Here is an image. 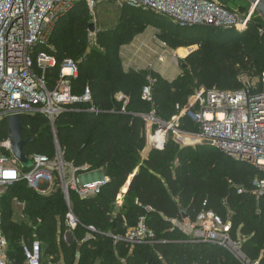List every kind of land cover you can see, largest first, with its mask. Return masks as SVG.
Listing matches in <instances>:
<instances>
[{
	"label": "trees",
	"instance_id": "obj_1",
	"mask_svg": "<svg viewBox=\"0 0 264 264\" xmlns=\"http://www.w3.org/2000/svg\"><path fill=\"white\" fill-rule=\"evenodd\" d=\"M213 1L229 9L224 0ZM243 8L233 9L247 13L251 6L246 3ZM120 9L119 24L98 36L104 42L105 52L94 49L84 54L80 49L90 30L89 10L84 3L73 4L53 25L51 43L57 50L50 54L56 57L57 66L47 74L51 84L64 59L76 63L78 74L72 81L73 94L80 96L88 88L92 105L99 113L88 112V105L74 106L78 111L62 113L54 124L56 139L63 161L77 170V176L102 170L108 181L94 197L79 200L70 193V209L80 223L72 232L65 223L68 209L61 191L42 196L21 183L7 187L1 211L2 233L12 248V252L7 250L9 264L12 258L15 263L24 261L23 246L18 243L22 240L29 244L32 229L40 240L42 264H57L54 258L44 261V256L57 255L58 235L64 264H73L76 243L81 240L84 242L79 247L78 264H121L117 255H124L125 242L113 243L100 235L89 238L85 227L124 236L127 227L135 226L140 218H145L147 227L154 232L156 243L139 244L126 257L125 264H237L219 247L190 243L170 223L182 221L181 213L193 222L202 209L215 213L223 221L230 211L232 239L241 241L247 258L264 264V196L256 200L251 194L253 181L264 178L262 172L214 147L202 144L181 147L171 137L163 150L151 151L147 160L141 162L146 145L143 116L152 110L141 98L146 77L154 81L151 89L155 114L165 122L176 115L175 105L185 107L197 90H238L240 85L235 81L238 70L251 77L264 71V33L258 34L264 20L254 10L247 29L238 33L202 26L179 28L152 13L128 7ZM151 21L164 22L169 31L164 36L166 43L178 48L197 46L181 64L183 75L172 82L153 71L125 72L117 58L119 49L143 30L135 24ZM22 126L23 139L33 138L24 149L26 157L37 153L52 158L53 135L47 120L42 116L25 117ZM179 126L186 132L197 131V126L185 116ZM7 137V123L2 121L0 138ZM130 177L124 206L114 216L117 197ZM14 198L25 203L23 210L30 224L11 222L8 205ZM63 234L66 241L62 240Z\"/></svg>",
	"mask_w": 264,
	"mask_h": 264
},
{
	"label": "built area",
	"instance_id": "obj_2",
	"mask_svg": "<svg viewBox=\"0 0 264 264\" xmlns=\"http://www.w3.org/2000/svg\"><path fill=\"white\" fill-rule=\"evenodd\" d=\"M79 2L84 3L89 11L99 4L112 2L120 7L152 13L179 28L202 26L239 32L247 29L255 10L250 8L249 12L240 13L213 0H0V123H7L12 116L19 115L22 119L42 116L49 124L54 149L52 158L37 153L30 155L31 166L25 170L13 157L8 137L0 138V188L21 183L31 190H38L42 184L51 186L57 178L62 183L68 209L65 223L69 232L80 225L70 209V193L73 192L79 200L94 197L101 193L108 181L104 177L81 182L77 170L63 161L55 135V120L66 111H78L74 106L88 105V112L99 113L92 105L88 88L80 96L73 94L72 81L78 74L73 60L66 58L61 62L57 78L51 84L47 76L57 66L56 57L46 51L50 28ZM258 33H264V26L258 29ZM38 47L45 51L33 55ZM178 63L174 59V64ZM153 83L152 78L147 77V85L141 94L142 100L152 106L150 113L143 116L146 122L145 149L161 151L170 137L181 147L207 141L211 147L264 174V71L256 82L246 81L238 90H198L185 107L175 105L176 115L168 122L159 119L153 109ZM183 116L197 126V131L186 132L180 128ZM158 134H161V142L151 143ZM252 187L251 194L256 200L264 196V178L255 179ZM13 202L20 205L16 198ZM2 218L0 207V264H8V244L2 233ZM230 218V211L227 220L223 221L215 213L202 209L193 222L182 219L170 223L187 236L190 243L219 247L237 264H259L242 252L240 240L232 239ZM85 229L89 238L100 235L113 242L123 241L131 245L156 243L155 234L147 227L145 218H140L135 226L127 227L124 236L101 233L91 226ZM23 251L25 264H42L37 240Z\"/></svg>",
	"mask_w": 264,
	"mask_h": 264
},
{
	"label": "rangeland",
	"instance_id": "obj_3",
	"mask_svg": "<svg viewBox=\"0 0 264 264\" xmlns=\"http://www.w3.org/2000/svg\"><path fill=\"white\" fill-rule=\"evenodd\" d=\"M229 9L236 10L240 7L243 8V4L250 3L249 1L245 0V2L241 0H224ZM244 10V8H243ZM89 25L93 26V30H87V34L85 37V40L83 43V47L80 49L82 53L87 54L91 53L92 50H99L100 52H105V46L104 42L99 41L98 36L100 32H103L107 29H113L115 28L119 22L121 17V9L120 6H118L115 3L112 2H105L102 4H99L94 8L93 11H89ZM141 24H135V26L143 28L141 33L137 34L133 40L126 46H122L117 54V58L120 61L122 69L127 72L123 67V62L126 60V57H131L138 49V55L135 58V60L138 62L135 66L137 67H147V69L142 71H153V69L163 68L167 70V77H175V80L179 78L181 75H183V70L181 68V64L185 61V58L197 48V46H191L189 48H178L176 46H172L168 43H166L164 40L165 34L167 35L169 31L165 28V24L163 21H159V23L155 22H149L147 24L140 22ZM53 26V25H52ZM51 26L48 37H47V46L46 51L50 54L52 52H55L57 48L54 44L51 43L52 40V31L53 27ZM165 28V29H164ZM233 31V30H232ZM236 30H234L235 32ZM238 33H242L239 31H236ZM244 32V31H243ZM259 34V33H258ZM260 35V34H259ZM191 42V41H190ZM146 45V46H145ZM192 49V51L190 50ZM45 51L44 48L38 47L33 52V55H36L39 52ZM68 56V55H66ZM93 61H95V58H92ZM176 59L179 63L175 66V64L172 63V60L174 61ZM146 61V63L143 62ZM255 74V73H254ZM262 72L259 76L252 75L254 77H251L250 74H246L244 71L238 70L235 75V81L240 85V88L246 81H253L256 82L259 77L261 76ZM160 76V75H159ZM149 77V76H147ZM146 77V79H147ZM161 77V76H160ZM174 81V80H173ZM172 82V81H171ZM198 90L195 92L197 93ZM194 93V95H195ZM186 141V139H184ZM180 146V145H179ZM51 186H48L47 184H42L38 190H32L35 193H38L39 195H47L50 192L59 190L62 193V183L60 180L56 178ZM8 189L5 187L0 188V207H2V200L5 201L4 196L8 193ZM56 191V192H59ZM63 196V194H62ZM64 198V197H63ZM20 202V201H19ZM24 202H20V205H18L16 202L14 203L13 200L9 201L8 210L10 215L13 214L16 209H21L22 205H24ZM29 219V217H27Z\"/></svg>",
	"mask_w": 264,
	"mask_h": 264
},
{
	"label": "crops",
	"instance_id": "obj_4",
	"mask_svg": "<svg viewBox=\"0 0 264 264\" xmlns=\"http://www.w3.org/2000/svg\"><path fill=\"white\" fill-rule=\"evenodd\" d=\"M146 46V45H145ZM138 49L139 47L137 48V51L131 56V57H126V60L123 62V67L124 69L128 72V71H142V70H145L147 69L148 66L146 67H137L134 65H136V63H138L134 57H136L138 55ZM144 63H146V61L143 60ZM172 63L174 64V61L172 60ZM176 66V65H175ZM153 72L157 73L158 75H160L164 80L168 81V82H171L173 80H175L174 78H176L177 76H173V77H170L168 78L167 77V70L163 69V68H158L155 70L153 69ZM150 154L151 151L147 150V149H144L141 153V162L147 160L148 156L147 154ZM105 175L103 173L102 170H96V171H92V172H88V173H83L81 175L78 176V179L81 181V182H88V181H93V180H97V179H102L104 178ZM130 180H131V177L128 179L126 185L121 189L120 191V194L118 195L117 197V200H116V209L115 210V214L114 216L117 214V211L124 206V197H125V194L127 192V189H128V186H129V183H130ZM22 208L21 209H16V211L13 212L12 214V223L14 224H20L21 222H28L30 224V222L28 221L29 219L27 218L26 214L24 213V206L22 205L21 206ZM58 238L56 241H55V249L57 251V255L56 256H44V261H49V260H52V258H54V262L57 261V264H64V256L62 254V246L60 245L59 243V239H60V236L58 235ZM40 241L38 236H37V233L35 231V229L31 230V241L29 244H27L26 242L20 240V242L18 244H21V247L23 246V249L26 247V246H31V244L34 242V241ZM62 240L64 241L65 240V235L63 234L62 235ZM66 241V240H65ZM84 240H81L79 242L76 243V256H75V259H74V262L73 264H78L79 262V247H81V245L83 244ZM40 243V242H39ZM42 243V242H41ZM114 243V242H113ZM43 246L46 247V245L44 244ZM139 246L138 245H131L127 242L124 243V246L122 248V253H124V255L122 257H120L119 255H117V259L121 262V264H125V260H126V257L128 256H131L133 253H134V250ZM11 246L9 244V247H7V250H9V252H12L11 251ZM14 257V256H13ZM6 258H7V261H8V264H9V260H8V256H7V252H6ZM56 258V259H55ZM10 264H19V263H15L14 261V258H12V260L10 261ZM20 264H25V259L22 263ZM96 264H99V262H97Z\"/></svg>",
	"mask_w": 264,
	"mask_h": 264
},
{
	"label": "water",
	"instance_id": "obj_5",
	"mask_svg": "<svg viewBox=\"0 0 264 264\" xmlns=\"http://www.w3.org/2000/svg\"><path fill=\"white\" fill-rule=\"evenodd\" d=\"M247 1L250 2L249 4L251 8H255L259 16L264 20V0H247ZM89 28L90 30H93L92 25ZM190 50L192 51V49ZM7 129H8V139L10 141L11 153L13 157L20 163L23 169L25 170L29 169L31 166V163L28 157H26L24 153V149L32 143L33 138L23 139L22 133L24 129L22 126V117L19 115L10 117L7 120ZM197 144L212 146L211 143L207 141H203ZM57 145H58V142H57ZM147 156H149V152ZM181 216L183 220L188 219L185 213H181Z\"/></svg>",
	"mask_w": 264,
	"mask_h": 264
},
{
	"label": "bare ground",
	"instance_id": "obj_6",
	"mask_svg": "<svg viewBox=\"0 0 264 264\" xmlns=\"http://www.w3.org/2000/svg\"><path fill=\"white\" fill-rule=\"evenodd\" d=\"M152 142H161V134H158L156 137L151 139V143Z\"/></svg>",
	"mask_w": 264,
	"mask_h": 264
}]
</instances>
